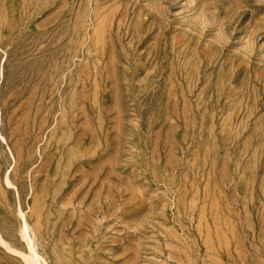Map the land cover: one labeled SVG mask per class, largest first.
Segmentation results:
<instances>
[{
  "label": "rangeland",
  "instance_id": "obj_1",
  "mask_svg": "<svg viewBox=\"0 0 264 264\" xmlns=\"http://www.w3.org/2000/svg\"><path fill=\"white\" fill-rule=\"evenodd\" d=\"M24 220L49 264H264V0H0V233L26 253Z\"/></svg>",
  "mask_w": 264,
  "mask_h": 264
},
{
  "label": "bare ground",
  "instance_id": "obj_2",
  "mask_svg": "<svg viewBox=\"0 0 264 264\" xmlns=\"http://www.w3.org/2000/svg\"><path fill=\"white\" fill-rule=\"evenodd\" d=\"M83 116V115H82ZM78 117V116H77ZM86 118V117H85ZM23 213V212H22ZM25 218V217H24ZM23 222V221H22ZM30 230L34 231L30 225L26 223V220H24V225H23V238L27 243V252H20L18 250L13 249L11 246H9L8 242H6L3 237L1 236L2 234L0 233V244L4 245L6 248H8L11 252L18 254L22 261L25 264H49L36 250L35 245H34V238L32 239L33 236L30 235ZM31 231V232H32ZM33 234V233H32ZM21 263V264H24Z\"/></svg>",
  "mask_w": 264,
  "mask_h": 264
}]
</instances>
